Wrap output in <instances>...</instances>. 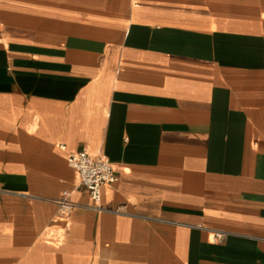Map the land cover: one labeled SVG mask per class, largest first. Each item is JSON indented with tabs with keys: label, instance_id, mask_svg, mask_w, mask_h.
Listing matches in <instances>:
<instances>
[{
	"label": "crops",
	"instance_id": "0c3cea01",
	"mask_svg": "<svg viewBox=\"0 0 264 264\" xmlns=\"http://www.w3.org/2000/svg\"><path fill=\"white\" fill-rule=\"evenodd\" d=\"M0 264H264V0H0Z\"/></svg>",
	"mask_w": 264,
	"mask_h": 264
},
{
	"label": "built area",
	"instance_id": "2783aa9c",
	"mask_svg": "<svg viewBox=\"0 0 264 264\" xmlns=\"http://www.w3.org/2000/svg\"><path fill=\"white\" fill-rule=\"evenodd\" d=\"M64 149V147H61ZM67 163L78 175L79 186L87 193L91 205L87 208L101 210L98 203L101 199L102 187L113 185L117 182V175L112 164L104 158H94L85 152L71 153L67 157ZM61 213H67L74 208V204L67 199L56 201ZM229 235L225 231H214L218 241L224 240Z\"/></svg>",
	"mask_w": 264,
	"mask_h": 264
}]
</instances>
